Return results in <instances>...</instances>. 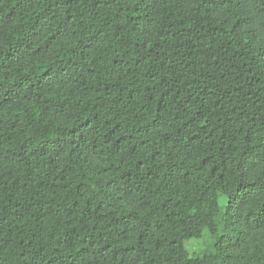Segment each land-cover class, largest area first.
Segmentation results:
<instances>
[{"label":"trees","instance_id":"1","mask_svg":"<svg viewBox=\"0 0 264 264\" xmlns=\"http://www.w3.org/2000/svg\"><path fill=\"white\" fill-rule=\"evenodd\" d=\"M0 264H264V0H0Z\"/></svg>","mask_w":264,"mask_h":264},{"label":"snow or ice","instance_id":"2","mask_svg":"<svg viewBox=\"0 0 264 264\" xmlns=\"http://www.w3.org/2000/svg\"><path fill=\"white\" fill-rule=\"evenodd\" d=\"M3 71V69H0V72H2ZM262 219H264V218H262Z\"/></svg>","mask_w":264,"mask_h":264}]
</instances>
